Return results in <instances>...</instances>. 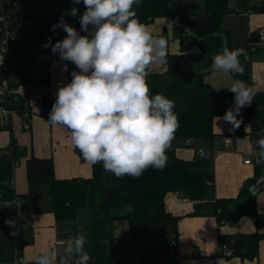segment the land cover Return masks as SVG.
Listing matches in <instances>:
<instances>
[{
  "label": "trees",
  "instance_id": "obj_1",
  "mask_svg": "<svg viewBox=\"0 0 264 264\" xmlns=\"http://www.w3.org/2000/svg\"><path fill=\"white\" fill-rule=\"evenodd\" d=\"M169 0H142L137 17L146 26L157 18H169L172 22L174 39L179 40V52L167 54L166 69L160 73H150L146 77L150 95H165L175 103L174 112L178 115L179 127L174 134L170 148L167 150V166L163 170L148 168L138 179L130 176L117 178L106 172L103 164L92 165V174L88 178H57L51 159L30 157L26 160V180L36 193L16 195L11 185L13 162L18 157L17 147L10 143L7 150L0 152V203L17 200L25 215L26 198L42 194L48 198V208L55 220L59 222L74 221L79 212L85 208H97L88 217L87 251L92 259L89 264H129L123 261L125 254L132 255L130 243H138L142 235L153 244H159L167 232H174L179 217L167 212L164 201L168 193H176L181 198L193 203L195 216L209 215L216 219L218 227L228 221H237L241 216L254 219V232L236 235H218L220 248L227 247L229 254L223 258L255 260L258 255V243L264 239V214L256 209V196L264 191V165L253 164V176L240 186L235 198L217 199L214 196L212 161L196 157L183 160L176 157L178 148L185 146L187 140L214 137L212 132L213 117H222L226 110L232 108L231 92H218L204 78L209 73L212 55L220 53L223 46L232 50L241 46L229 45V34L222 28L223 16L232 12L228 0H203L204 11L201 14L169 11ZM252 13L264 14V0L258 5L248 6L246 0H237ZM76 7L75 17L68 14ZM20 12L16 13L15 23L24 30L23 48L10 58V67L16 69V76H8L11 86L31 83V64H49L60 61L67 65L68 76L72 71H79L76 66L62 60L51 47H45L49 38L54 44L66 37L62 27L53 31L52 26L63 20L73 26L81 35L80 17L85 11L83 0L74 4L72 0H20ZM255 33L249 35V45L245 49L250 54L252 45L257 41ZM198 48L191 52L192 46ZM244 66L242 75H233L250 86V60L239 58ZM56 98L46 100L44 108L50 114ZM244 116L252 126L264 125V92H256L250 106L244 107ZM256 188V189H255ZM103 192L101 199L100 194ZM100 200V201H98ZM13 206L0 207V233L6 238V252L10 261L14 256V237L6 231L10 225L5 221L14 218ZM127 221L128 236L122 240L113 234L114 221ZM18 236V235H17ZM170 242V241H169ZM169 243L164 245L168 251ZM162 257L160 254L139 264H178L175 252ZM1 254V253H0ZM161 256L162 261L156 257ZM8 256H0V260ZM33 264V262H29Z\"/></svg>",
  "mask_w": 264,
  "mask_h": 264
},
{
  "label": "clouds",
  "instance_id": "obj_2",
  "mask_svg": "<svg viewBox=\"0 0 264 264\" xmlns=\"http://www.w3.org/2000/svg\"><path fill=\"white\" fill-rule=\"evenodd\" d=\"M72 2L79 4L81 0ZM141 3L83 0L80 25L87 35L62 18L52 29L62 27L66 37L54 44L49 38L45 44L79 69L72 71L70 83L58 88L47 122L67 128L82 158L91 165L102 162L103 169L117 178L127 175L138 179L150 167L163 170L179 127L174 101L160 93L150 95L147 70L152 64L166 63L168 41L154 36L140 22L133 6ZM77 13L76 7L68 12L73 17ZM241 56L249 59L244 48L230 50L225 43L220 53L212 55L208 71L212 75H242ZM227 88L235 94L234 107L214 119L238 129L242 120L237 117L242 108L252 104L256 89L239 79ZM256 147L255 164L264 165V136L256 141ZM5 223L11 226L14 220ZM85 244V237L77 235L68 240L62 255L48 251L35 256L33 264H89L92 257ZM18 264L29 261L22 259Z\"/></svg>",
  "mask_w": 264,
  "mask_h": 264
},
{
  "label": "crops",
  "instance_id": "obj_3",
  "mask_svg": "<svg viewBox=\"0 0 264 264\" xmlns=\"http://www.w3.org/2000/svg\"><path fill=\"white\" fill-rule=\"evenodd\" d=\"M236 0H228L235 3ZM192 7H189L188 3ZM261 0H257L260 4ZM248 6L253 5L252 0L247 1ZM257 4V5H258ZM169 11L171 13H197L204 11L203 0H169ZM230 5V4H229ZM174 6V9H173ZM137 12L139 6H133ZM189 8L195 11L188 12ZM230 9V8H229ZM231 10V9H230ZM154 36H162L168 41L167 54H177L180 50L179 40L174 39L171 34L172 22L169 18H157L147 25ZM222 28L229 34V45H238L244 49L248 48L249 35L255 33L257 41L250 49L249 60V81L250 86L256 92H264V34L259 36V32H264V14L248 12H230L223 16ZM191 52H197L198 48L193 45ZM3 59L0 56V65ZM31 83L26 85V92L34 111V115L24 121L19 116H14L11 125L7 129L0 130V152L7 150L10 143L17 147L18 157L13 162V190L16 195L26 193H36L31 190L26 180V160L30 157L49 158L54 165V173L57 178H88L92 174V165L86 162L75 148L71 141L70 131L63 126H53L47 122L49 115L41 113L37 106V99L46 100L56 98V92L62 85L71 82L72 77L68 76L67 65L60 61H51L49 64L31 65ZM166 69V63L152 64L148 68V74L160 73ZM239 79L231 74L218 72L212 75L210 72L204 78L213 89L218 92H231L230 87L234 80ZM2 83L0 75V85ZM232 93V92H231ZM234 96L232 93L231 103L234 107ZM241 109L238 119L242 123L238 129H233L232 125L224 120L212 121V139H194L190 145L178 148L175 155L179 159L194 160L198 156V149L204 150L201 158L212 161L213 189L217 199L235 198L242 183L253 176L254 158L251 157L253 151H257L256 141L264 136L262 126H252L248 117ZM223 117V116H222ZM249 126V127H248ZM228 138L230 144H224L223 140ZM232 148V150H231ZM251 157L252 163L244 164V157ZM171 205H175L174 213L179 217L174 232H167L164 236L169 237L167 242L174 240L177 249L174 252L178 264H264V239L258 243V255L255 260L238 259L236 257L223 258L220 256V246L218 245V235H236L240 233L250 234L254 232V219L252 217L241 216L237 221H228L225 225L218 227L215 217L207 215L195 216L192 202L181 198L176 193H168ZM26 200L25 215L23 218L24 228L17 234L20 247L18 248L23 259L33 262L37 255L52 251L57 255L63 254V249L67 246L69 239L81 235L79 230L71 222H59L55 220L48 208V198L42 194L30 195ZM180 200V201H179ZM256 209L258 213L264 214V191L256 196ZM173 203V204H172ZM75 221V220H74ZM73 221V222H74ZM264 232V229H262ZM126 232V230H125ZM124 232V233H125ZM143 243H136L154 247L144 238ZM7 240L0 233V256H8L2 261H10L6 252ZM85 244V249L87 246ZM134 252V249H133ZM172 254V252L169 251ZM132 256H134L132 254ZM152 257H143V260ZM161 262V257H156ZM140 262V259H137Z\"/></svg>",
  "mask_w": 264,
  "mask_h": 264
},
{
  "label": "built area",
  "instance_id": "obj_4",
  "mask_svg": "<svg viewBox=\"0 0 264 264\" xmlns=\"http://www.w3.org/2000/svg\"><path fill=\"white\" fill-rule=\"evenodd\" d=\"M248 0H246L247 3ZM20 0H0V56L3 59L2 64L0 65V75L2 83L0 85V130L7 129L11 124L12 118L14 116H19L22 120L26 121L34 115V111L31 108L30 101L26 92V85L22 86H11L9 81H7L8 76H16V69L10 67V58L16 53H20L23 48L24 42V30L23 27L15 23L16 18V9L19 10ZM229 8L232 12L248 14L249 10L245 9L241 3L237 0L235 3L230 4ZM264 34L263 31L259 32V36L262 37ZM252 84L253 81L250 80ZM44 98L37 99V106L41 109V113H47V109L44 108ZM264 130V125L262 126ZM224 144H230V140L225 138L223 140ZM191 140H187L185 145H190ZM232 150V148H231ZM255 151L252 152L251 157L255 159L253 155ZM198 156L202 157L204 155L203 149H198ZM251 157H244V164L249 165L252 163ZM13 187V181L11 182ZM168 200V199H167ZM168 203V202H167ZM13 206L14 209V225L6 228V231L9 233L15 232L16 236L14 237V256L11 261H2L0 264H18L19 260H22V256L18 250L20 247L19 237L17 234L24 228L23 223V209L21 204L17 200L3 201L0 203L1 208L8 206ZM167 209L169 208L172 213H174L176 207L175 205L167 204ZM1 220V217H0ZM168 251H174L177 249V244L174 240L170 241L167 245ZM220 252L224 256L229 254L227 247L220 248ZM123 261L129 264H138V261H134L130 254H125L122 257Z\"/></svg>",
  "mask_w": 264,
  "mask_h": 264
},
{
  "label": "rangeland",
  "instance_id": "obj_5",
  "mask_svg": "<svg viewBox=\"0 0 264 264\" xmlns=\"http://www.w3.org/2000/svg\"><path fill=\"white\" fill-rule=\"evenodd\" d=\"M252 3L254 5L258 4L257 0H252ZM229 4H233V3H229ZM188 5H189V7H192L190 2L188 3ZM173 9H174V6H173ZM191 11H195L194 8H189L188 9V12H191ZM16 12H20V10L16 9ZM234 13H236V12H234ZM102 195H103V192L99 196L100 199H101ZM167 199L168 198H165L164 205H165L166 211L170 212V209L169 208L167 209V207H168L167 204L169 203V205H171V203H170L171 199H168V200ZM98 201H100V200H98ZM96 209L97 208H85L82 211H80L78 217L76 218V220L74 222L73 221H69V222H71L73 224L72 225L73 229L75 230V226H76V228L79 230L80 234L83 235L84 237H86L85 235H86V232H87V224H88L87 220H88V217H89L90 213L92 214ZM113 225H114L113 234L116 237H119L120 240L126 238L129 235L128 234L127 221H123V220L122 221H120V220L118 221L117 220V221L113 222ZM125 230H126V232H125ZM168 238L169 237H166V238L164 237V239H162L160 241V243L159 244L157 243L154 247H149V246H146L144 244H142L141 246L138 247L136 243H130V245L134 249V252H132V254L134 256L131 255L132 258L134 259V261H137V259L143 260V257H146V256L153 257V256H155L157 254H160L162 257H165L166 255H169V251L165 252V250H164V248H165L164 245L167 242V240H169ZM143 240H145L144 237L142 235H140V237L138 238L137 242L139 244H141V243H143ZM161 256H159V257H161ZM138 264H139V262H138Z\"/></svg>",
  "mask_w": 264,
  "mask_h": 264
},
{
  "label": "water",
  "instance_id": "obj_6",
  "mask_svg": "<svg viewBox=\"0 0 264 264\" xmlns=\"http://www.w3.org/2000/svg\"><path fill=\"white\" fill-rule=\"evenodd\" d=\"M263 183H264V178H262L261 180H259V183H258V186L257 187H260Z\"/></svg>",
  "mask_w": 264,
  "mask_h": 264
}]
</instances>
